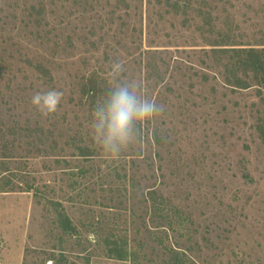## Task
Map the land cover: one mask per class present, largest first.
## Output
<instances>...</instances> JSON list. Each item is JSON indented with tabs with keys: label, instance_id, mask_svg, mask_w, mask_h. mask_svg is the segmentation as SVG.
<instances>
[{
	"label": "rangeland",
	"instance_id": "obj_1",
	"mask_svg": "<svg viewBox=\"0 0 264 264\" xmlns=\"http://www.w3.org/2000/svg\"><path fill=\"white\" fill-rule=\"evenodd\" d=\"M250 49L264 0H0V264H264ZM117 60L165 111L113 159L90 125Z\"/></svg>",
	"mask_w": 264,
	"mask_h": 264
},
{
	"label": "clouds",
	"instance_id": "obj_2",
	"mask_svg": "<svg viewBox=\"0 0 264 264\" xmlns=\"http://www.w3.org/2000/svg\"><path fill=\"white\" fill-rule=\"evenodd\" d=\"M124 71L123 61L112 63L110 83L93 109L90 125L92 137L102 153L113 159L136 146L145 128L165 111V105L141 92L139 80L123 78ZM63 95L55 89L38 91L30 103L43 117H48L57 112Z\"/></svg>",
	"mask_w": 264,
	"mask_h": 264
},
{
	"label": "trees",
	"instance_id": "obj_3",
	"mask_svg": "<svg viewBox=\"0 0 264 264\" xmlns=\"http://www.w3.org/2000/svg\"><path fill=\"white\" fill-rule=\"evenodd\" d=\"M238 53L239 52H236L237 55H238ZM244 53L247 54L249 59L244 61L243 65L246 68L252 69V71H253V73L255 74L256 77H258L261 74H263V77H264V49H263V52H261V53L256 52L255 49H250L248 52L245 51ZM262 82L264 83V79H263ZM88 85L90 87L88 89L87 95L88 96L92 95V96H90L92 98L97 97L98 96V92L96 90L97 86H96L95 82L91 80V81L88 82ZM237 86L241 88V87H244L246 85L244 83H242V82H238ZM78 151L80 152V153H78V156L87 157V156L90 155L86 148H78ZM2 179L5 180L6 178H4V176H2V177L0 176V181ZM10 191H14V190H10ZM66 223L69 224L68 220L66 221ZM177 255H179V254H177ZM181 256L184 257L183 255H181ZM117 258L119 260H123L125 257L122 254H119L117 256Z\"/></svg>",
	"mask_w": 264,
	"mask_h": 264
}]
</instances>
